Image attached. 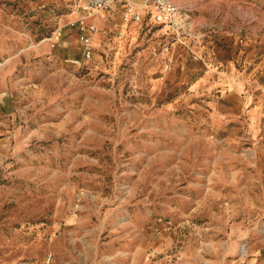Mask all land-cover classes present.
I'll list each match as a JSON object with an SVG mask.
<instances>
[{
    "label": "rangeland",
    "instance_id": "374dc122",
    "mask_svg": "<svg viewBox=\"0 0 264 264\" xmlns=\"http://www.w3.org/2000/svg\"><path fill=\"white\" fill-rule=\"evenodd\" d=\"M157 1L0 0V264H264V0Z\"/></svg>",
    "mask_w": 264,
    "mask_h": 264
},
{
    "label": "built area",
    "instance_id": "2783aa9c",
    "mask_svg": "<svg viewBox=\"0 0 264 264\" xmlns=\"http://www.w3.org/2000/svg\"><path fill=\"white\" fill-rule=\"evenodd\" d=\"M104 0H74V9L80 11L84 15L79 16L74 22L77 24V30L79 32V39L83 45V57L89 59L91 56V37L96 31L94 24L86 22L84 18L89 15L95 14L102 7ZM157 13L155 18L159 22L167 21L169 23H174L176 20V7L167 1L158 0L157 1ZM131 12V11H129ZM131 14H135L131 12ZM138 18V15L135 16ZM71 25L73 22L70 23ZM56 35H60V30H57ZM73 63L78 61L72 60Z\"/></svg>",
    "mask_w": 264,
    "mask_h": 264
}]
</instances>
